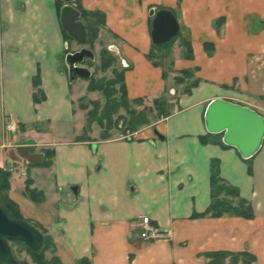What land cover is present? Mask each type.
Segmentation results:
<instances>
[{
	"label": "crops",
	"instance_id": "0c3cea01",
	"mask_svg": "<svg viewBox=\"0 0 264 264\" xmlns=\"http://www.w3.org/2000/svg\"><path fill=\"white\" fill-rule=\"evenodd\" d=\"M178 1H75L76 7L80 3L105 14L99 39L111 35L108 49L115 48L128 65L129 100H155L172 85V78L165 79L163 69L147 58L151 8L174 11L194 52V59H186L180 46L174 49V70H195L200 80L191 94L177 97L176 111L130 138L103 140L95 130L82 140L85 122L77 121L81 113L75 112L72 93L76 81L70 83L65 63L62 4L0 0V168L11 175L9 197L23 220L52 237L63 264L83 258L91 264H207L204 254L218 251L248 252L256 257L252 264H264V144L245 160L233 147L200 140L209 134L203 120L213 99L246 105L264 116V0ZM220 18L224 23L217 29ZM206 42L214 44L211 55ZM36 77L45 95L39 103L33 100ZM10 116L18 133L6 130ZM29 139L37 152L54 151L50 167L20 158L16 146ZM213 159L220 160L223 178L249 201L253 219L191 217L211 203ZM27 179L44 193L43 202L25 195ZM141 215L167 238L143 239Z\"/></svg>",
	"mask_w": 264,
	"mask_h": 264
},
{
	"label": "trees",
	"instance_id": "16d2710c",
	"mask_svg": "<svg viewBox=\"0 0 264 264\" xmlns=\"http://www.w3.org/2000/svg\"><path fill=\"white\" fill-rule=\"evenodd\" d=\"M183 0H179L178 2L181 3ZM61 8V5L58 4V9ZM77 8L81 12V18L83 20V23L85 24V27L88 34V43H95L96 40L99 37V33L101 29L105 28L106 26V16L103 12L100 11H87L82 8L81 4H77ZM160 9V8H159ZM224 23V18H220L216 24L217 29H220L222 24ZM152 25V18H150V29ZM64 35L67 40H72L68 36L67 33L64 32ZM189 34L184 35L182 32L169 41L166 44L163 45H154L152 44L151 50H149V54L147 55V58L153 63L156 67L164 68L167 66L165 62L166 58L169 57L171 54V49H173L174 44L178 39L180 40V47L183 49V57L186 59H194V52L193 47L191 43V38H189ZM205 50L208 54H212L215 51L214 44L212 42H206L205 43ZM102 64L101 67L103 70H107L110 67L114 66L116 64V58L113 54L109 53L108 50H104V53L101 58ZM173 66V62L171 63V67ZM163 69V77L167 78V70ZM125 72L126 69L122 71H118L116 68L113 69L114 78L113 79H105L102 78L100 80H95L94 78L90 79V85L88 87V91H96L99 90L103 92V95L106 98V104L101 110V114H98V110L100 107V103H93L95 108L92 111H89L87 113V119L86 124L84 125V134L80 137L82 140H88V135L90 133V130L92 129V125L94 123H97L101 127V139L107 140L111 138L110 130L113 128V115L119 112L120 109H125L126 111L130 110V105L132 103L140 104L139 99L135 100H129L128 93H127V86L125 82ZM182 74L186 75L189 78L195 77L191 70H182ZM176 81L178 84H184V80L180 77L176 78ZM200 83L199 79H194L187 85H185L184 92L185 94H191L192 88L198 86ZM117 85H120L119 89H115ZM35 92L33 95V100L35 103H39L42 100L45 99V95L43 91L41 90L40 86V79L39 77H36L33 83ZM117 94H120L118 96ZM162 97V96H161ZM157 98L155 100V109L157 120L162 117H167L172 114V112L167 111L164 108L165 99ZM160 99V100H158ZM83 109H87V106H83ZM152 111V110H150ZM130 112V111H129ZM147 112H133V115L131 116L128 123H126L124 130V134H131L136 131H138L143 126L150 125L151 119L149 118ZM200 140L203 144L212 143V144H218L226 147L225 144H223L222 141V135L221 134H206L205 136H201ZM54 157V151L52 150H45V161L42 163V166L44 167H50L52 165V159ZM221 164L220 160L213 159L211 161V175H210V185H211V203H209V207L207 210L203 213H194L191 217L194 218H200L204 216H211L214 218L222 217L223 215H233V216H239L246 219H253L255 217L254 210L249 203V201L245 198L241 197L239 188L236 186H233L230 184L225 178H223L221 174ZM249 173H252V167L249 166ZM10 173L4 171L0 168V194L2 197L3 202L5 203L7 210L12 218L15 219H22L23 217L21 215V212L18 208V206L10 199L9 197V190H10ZM33 184V181L31 179L26 180L24 192L25 195L30 198L31 200L41 203L45 200V195L42 191H39L37 189H33L31 186ZM37 228H40L38 225H34ZM42 233L45 236V243L44 247L39 252H34L31 249H29L27 246H25L22 243L19 242H13L19 245H23L25 249L29 252L30 256L32 257L33 264H63L61 259L56 255V246L51 236L48 235V233L41 228ZM52 249V252L55 254L51 259L47 260L45 257V253ZM204 256L206 258L215 259V257H218L219 259H227L232 258V261L235 263H238L242 260V264H252L256 261V257L248 252H229V251H218V252H208L205 253ZM218 262H208L207 264H217ZM0 264H3L0 262ZM17 264H29L27 262H18ZM78 264H91L89 259L83 258L78 261Z\"/></svg>",
	"mask_w": 264,
	"mask_h": 264
},
{
	"label": "water",
	"instance_id": "95a60500",
	"mask_svg": "<svg viewBox=\"0 0 264 264\" xmlns=\"http://www.w3.org/2000/svg\"><path fill=\"white\" fill-rule=\"evenodd\" d=\"M58 1L62 4L60 23L63 31L81 45L80 50L69 52L65 57L69 81L73 83L78 78L90 79L93 75L91 70L82 64L86 59L95 60V53L85 46L88 34L81 20V12L75 6L76 0ZM149 16L152 18V44H166L180 34L181 26L173 10L151 8ZM109 50L116 49L110 47ZM203 121L207 133L221 134L223 144L235 148L245 160L253 158L263 147L264 116L251 107L216 98L205 107ZM16 152L30 165H40L45 158L43 152L35 150L32 139L19 142ZM73 190L77 192L76 187ZM12 242L22 243L32 251L39 252L44 247L45 236L33 224L12 218L0 194V262L3 264H17L10 244Z\"/></svg>",
	"mask_w": 264,
	"mask_h": 264
},
{
	"label": "rangeland",
	"instance_id": "374dc122",
	"mask_svg": "<svg viewBox=\"0 0 264 264\" xmlns=\"http://www.w3.org/2000/svg\"><path fill=\"white\" fill-rule=\"evenodd\" d=\"M184 35H187V33L185 31H181ZM108 37H111V35H109L108 33H105L103 34V38L98 39L96 40L95 43L91 44V43H88L85 45L87 48L91 49L94 51L95 53V60H90V59H86L84 61V63L82 64L83 66L85 67H88L91 72H92V77L91 78H94L96 81L97 80H100L102 78H105V79H113L114 77V74H113V69L116 68L119 72L126 69V67H128V65H125L123 64V61L121 59V57L119 55H117V53H115L114 51H110L108 49V44L105 42ZM68 43V46H67V51L68 52H75V51H78L81 49V45L78 44L75 40H68L67 41ZM106 43V44H105ZM180 46V40L178 39V41H176V43L174 44V47L173 49H171V54L169 55L168 58H166L165 62L167 64V66L165 67V69L167 70V78L168 79L169 77H171V81L170 83H172V85H170V87L167 88V90L165 91L164 95L161 97L162 99H165L166 102H165V105H164V108L170 112H174L176 111L177 108V97L181 96L182 94H185L184 92V88H185V85H187L188 83H190L191 81H193L195 79V77H192V78H189L187 77L186 75L182 74L181 71H175L174 70V67L172 66L171 67V63L173 61V53H174V49H176L177 47ZM182 48V47H181ZM108 50L109 53L113 54L116 58V64H114V66L110 67L109 69L107 70H103V68L101 67L100 64H102L101 62V58H102V55L104 53V50ZM183 49V48H182ZM181 49V50H182ZM182 53H183V50H182ZM164 69V68H162ZM164 69V70H165ZM191 72L193 73V75L195 76L196 73L195 70H191ZM177 77H180L184 80V84H178L177 81H176V78ZM90 79H82V78H78L76 80V82L74 83L73 87H72V93L74 95V98H77L75 101H74V107H75V112H79L81 113L80 115H78L77 117V121L78 122H85L86 124V119H87V113L89 111H92L94 110L95 106L93 103H100V107H99V110H98V114L100 115L101 113V110L102 108L105 106L106 104V98L105 96L103 95V92L99 91V90H96V91H88V87L90 85ZM80 85L82 87V89L80 90ZM172 86V87H171ZM120 88V85H117L115 89H119ZM174 88V89H173ZM82 93V96H81V99L79 98L80 95ZM118 96H120V94H117ZM140 100V104H135V103H132L130 105V112L129 111H126L125 109H120L118 113H116L115 115H113V122H114V126L113 128L110 130V134L113 135V136H125L127 139L131 137L132 133L131 134H124V128H125V125L126 123H128V121L130 120L131 116L133 115V112H147V114H149L148 116H150L149 118L151 119L150 121L153 122V120L157 119V116H156V110L155 109V100L153 99H144V98H141L139 99ZM160 100V99H158ZM82 105L83 106H87V109H83L82 108ZM152 110V111H150ZM150 122V123H151ZM145 127V126H143ZM19 126L17 125V127L15 128V131L13 133H18L19 132ZM100 131V135H101V127L97 124V123H94L92 125V129L90 130V133L88 135V138H91L89 137L91 133H93V131ZM11 244V248H12V251H13V254L15 256V259L17 260V263L18 262H27L29 264H33V260H32V257L30 256L29 252L25 249V247L23 245H19V244H16V243H10ZM55 254L52 252V249L48 250L46 253H45V257L47 260L51 259ZM208 262H218L217 264H242V260L238 263H235L232 261V258H227V259H219L218 257H215V259H212L209 258L208 259Z\"/></svg>",
	"mask_w": 264,
	"mask_h": 264
},
{
	"label": "built area",
	"instance_id": "2783aa9c",
	"mask_svg": "<svg viewBox=\"0 0 264 264\" xmlns=\"http://www.w3.org/2000/svg\"><path fill=\"white\" fill-rule=\"evenodd\" d=\"M5 127L7 131L14 132L15 128L17 127V121L12 116H10L9 118H7ZM138 221L140 227L139 231H141L140 236L143 239L150 241L159 239L163 240L169 235L168 233L163 232V230L161 231L158 226L152 224V221L151 219H149V216L141 215L139 216Z\"/></svg>",
	"mask_w": 264,
	"mask_h": 264
}]
</instances>
